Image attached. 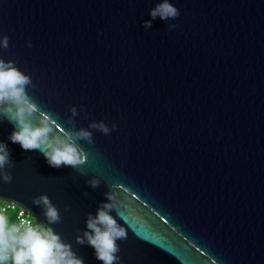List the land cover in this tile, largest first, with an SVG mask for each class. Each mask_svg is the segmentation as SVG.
<instances>
[{"label":"water","instance_id":"1","mask_svg":"<svg viewBox=\"0 0 264 264\" xmlns=\"http://www.w3.org/2000/svg\"><path fill=\"white\" fill-rule=\"evenodd\" d=\"M162 2L0 0V59L30 75L34 122L94 139L79 141L84 174L53 168L12 143L0 116L13 177L0 201L27 208L84 264H103L76 237L113 186L122 203L110 215L128 232L121 264H264V0H169L180 16L152 19ZM41 194L59 223L33 203Z\"/></svg>","mask_w":264,"mask_h":264},{"label":"clouds","instance_id":"2","mask_svg":"<svg viewBox=\"0 0 264 264\" xmlns=\"http://www.w3.org/2000/svg\"><path fill=\"white\" fill-rule=\"evenodd\" d=\"M152 19L159 17L162 20H176L180 10L163 0L162 3L151 10ZM145 28L151 27V21H145ZM170 29L177 28L176 24L169 25ZM31 47V41L28 42ZM9 37L0 35V47L8 48ZM25 86H33L30 75L18 69L14 61L0 59V116L7 118L14 125V131L9 140L19 143L24 150H40L48 165L53 168L71 166L84 174L83 166L87 163L88 154L80 146L79 141L94 144L93 135L87 129L57 134L52 121L45 116L35 123L37 105L25 91ZM83 109V106H81ZM72 115L77 114L75 107L70 109ZM72 122V121H70ZM89 128L96 129L104 135L117 129L113 122L109 127L103 121H93ZM9 152L5 144L0 143V180L11 183L13 177L10 172L3 171L10 163ZM88 184L97 188L99 179H91ZM117 186H113L111 193H106L107 203H102L96 215H88L86 231L82 236H77V243L94 248L96 258L103 264H121L118 255L120 246L117 241L126 240L128 232L121 226L117 219L110 215L117 211V204L122 202L116 195ZM33 203L43 205V215L48 224L61 221L59 209L51 202L46 194L34 198ZM12 205L0 204V264H84L71 249V246L61 240L50 227L34 221L31 217L13 222L8 214ZM69 211L66 207L65 212ZM23 216V213H21ZM117 216L119 212L117 211ZM79 231V230H77Z\"/></svg>","mask_w":264,"mask_h":264},{"label":"built area","instance_id":"3","mask_svg":"<svg viewBox=\"0 0 264 264\" xmlns=\"http://www.w3.org/2000/svg\"><path fill=\"white\" fill-rule=\"evenodd\" d=\"M0 204H7L12 205V207L9 208L8 211L15 210L16 216L14 222H18L20 219L31 217L34 221L41 223L32 212H30L27 208L22 207L16 203H13L11 201H0ZM21 213H23V216H21Z\"/></svg>","mask_w":264,"mask_h":264},{"label":"trees","instance_id":"4","mask_svg":"<svg viewBox=\"0 0 264 264\" xmlns=\"http://www.w3.org/2000/svg\"><path fill=\"white\" fill-rule=\"evenodd\" d=\"M16 211L15 210H11V211H8V214H9V217L10 219L14 222L15 220V216H16Z\"/></svg>","mask_w":264,"mask_h":264}]
</instances>
